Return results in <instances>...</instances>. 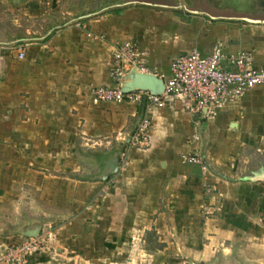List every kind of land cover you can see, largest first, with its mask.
<instances>
[{
    "label": "crops",
    "instance_id": "1",
    "mask_svg": "<svg viewBox=\"0 0 264 264\" xmlns=\"http://www.w3.org/2000/svg\"><path fill=\"white\" fill-rule=\"evenodd\" d=\"M63 2L0 0V250L40 224L54 242L29 264H264L263 91L199 128L180 105L151 108L146 149L130 143L144 104L91 94L113 85V52L129 40L139 68L158 76L172 59L217 46L264 69V24L139 5L36 41L51 27L32 37L24 21L63 13ZM17 40L30 41L5 45ZM182 155L199 156L209 174Z\"/></svg>",
    "mask_w": 264,
    "mask_h": 264
},
{
    "label": "built area",
    "instance_id": "2",
    "mask_svg": "<svg viewBox=\"0 0 264 264\" xmlns=\"http://www.w3.org/2000/svg\"><path fill=\"white\" fill-rule=\"evenodd\" d=\"M18 58H23L21 47H18ZM140 58L134 42L129 40L117 44L113 52L115 66L109 74L113 85L99 86L91 91L93 98L99 102L144 104L130 138V143L140 149L150 145L151 108L180 105L191 117L194 126L199 128L203 121H211L220 112L237 104L251 90L258 88L264 92V69L253 66L250 53L225 56L221 46H217L208 55L192 49L172 59L167 74L159 76L165 85L162 95L154 96L144 91L124 94L120 90L122 76L132 67L139 68ZM125 153L121 157L122 164ZM181 161L199 167L205 175L209 174L208 166L199 156L182 155ZM206 193H211L215 204H219L221 194L213 186L207 185ZM53 242L49 231H40L36 237H23L19 244L0 252V264H29L34 253L51 248Z\"/></svg>",
    "mask_w": 264,
    "mask_h": 264
},
{
    "label": "water",
    "instance_id": "3",
    "mask_svg": "<svg viewBox=\"0 0 264 264\" xmlns=\"http://www.w3.org/2000/svg\"><path fill=\"white\" fill-rule=\"evenodd\" d=\"M137 5H144V6H151L156 8H165V9H173V10H179L183 11L187 14L191 15H198V16H204L209 20L212 21H221V20H229V21H241L246 22L250 24H264V11L260 10L257 13H230V12H216L214 10H207V9H194L189 8L186 5L181 6L180 4H162V3H151L146 1H128L123 4H117L115 6H111L107 9H104L102 11H99L94 14H86L84 16H80L78 18L72 19L66 24H63L62 26L55 27V28H61L63 26L74 24L77 22L85 21L87 19H90L94 16H97V14H101L108 11H114V10H121L124 8L137 6ZM54 28H51L50 31L45 35L44 38L35 39L36 41H43L52 31ZM30 40H17L12 43L5 44L7 46H16L21 43H26ZM120 90L124 94H128L134 91H144L148 92L151 95L154 96H160L165 91V85L162 78H160L157 74L147 71H142L137 67L130 68L127 72H125L121 79V87ZM235 126V124H232V128ZM114 159V163H115ZM114 165V164H113ZM112 167V166H111ZM110 167V171H115L114 168ZM41 231V225L40 224H34L31 227L24 228L20 234L23 237H36L39 232ZM4 250L1 249L0 252H3Z\"/></svg>",
    "mask_w": 264,
    "mask_h": 264
},
{
    "label": "rangeland",
    "instance_id": "4",
    "mask_svg": "<svg viewBox=\"0 0 264 264\" xmlns=\"http://www.w3.org/2000/svg\"><path fill=\"white\" fill-rule=\"evenodd\" d=\"M132 0H67L63 2L62 11L63 13H56L55 15L48 16L45 20L26 22L29 27L35 32L32 37H39L48 30L50 27L55 28L66 24L72 19L80 16L94 14L104 9L117 4H123ZM133 1H146L151 3H162V4H180L181 6L186 5L189 8L194 9H207L214 10L216 12H230V13H257L258 11H264V0H133ZM139 6V5H137ZM67 9V11H65ZM165 13L176 15L178 12H183L173 9L157 8ZM67 12V14L65 13ZM109 12V11H108ZM107 12L97 14V16L103 15ZM4 23L7 25L5 28L10 29L8 26L11 23V19H7L4 16ZM95 17V16H94ZM203 134L202 130L197 132L200 136Z\"/></svg>",
    "mask_w": 264,
    "mask_h": 264
}]
</instances>
